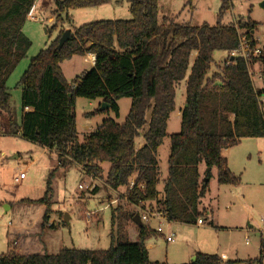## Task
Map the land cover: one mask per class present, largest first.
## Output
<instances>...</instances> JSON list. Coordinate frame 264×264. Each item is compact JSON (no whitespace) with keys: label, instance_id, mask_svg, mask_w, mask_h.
I'll return each instance as SVG.
<instances>
[{"label":"trees","instance_id":"obj_1","mask_svg":"<svg viewBox=\"0 0 264 264\" xmlns=\"http://www.w3.org/2000/svg\"><path fill=\"white\" fill-rule=\"evenodd\" d=\"M114 0H56V21L71 8L97 7ZM130 19H104L82 24L71 31L59 47L60 30L46 48L30 60L21 75V134L25 139L57 154V166L77 163L92 177L101 176L108 163L106 184L127 188L129 204L149 202L150 209L164 212L168 221L198 224L208 221L201 199L206 195L212 169L218 183L237 185L240 177L230 170L223 151L248 137H264V47L255 54L259 41L252 20L235 24L194 26L160 23V0H127ZM36 0H0V112L14 131L11 94L7 80L31 45L23 26ZM231 0H223L219 17ZM54 25L52 28H55ZM242 30L243 34L240 33ZM244 36L248 55L231 58L212 72L213 54L228 53ZM96 56L93 67L69 82L61 62L75 55ZM195 57L193 58V55ZM260 68L262 80L256 87L250 69ZM185 80V104L180 109V131L170 135L168 174L159 199L160 169L157 151L167 135L170 114L176 108L177 87ZM71 94V95H70ZM100 99L118 115L117 101L127 97L131 105L124 122L106 118L81 138L74 112L76 98ZM28 109V110H26ZM109 110H103L109 111ZM100 112L96 110L91 114ZM144 141L139 147V142ZM206 165L202 176L200 164ZM38 201L47 205L41 229L49 225L52 177ZM135 185L129 189L131 179ZM136 212L112 211L111 246L108 249L61 248L57 253L17 252L10 243L0 254V264H168L149 259L146 240L151 228L138 226V239L130 241L128 227ZM180 264H230L218 254L196 253ZM264 260V241L256 259Z\"/></svg>","mask_w":264,"mask_h":264},{"label":"rangeland","instance_id":"obj_2","mask_svg":"<svg viewBox=\"0 0 264 264\" xmlns=\"http://www.w3.org/2000/svg\"><path fill=\"white\" fill-rule=\"evenodd\" d=\"M222 2L223 0H160L159 21L200 26L215 25L218 21L237 25L239 21L250 19L257 23L254 36L259 38V48H263L264 8L259 6L260 0H231L230 7L219 17ZM35 5L34 13L37 18L28 16L22 30L31 45L7 80L12 113L17 124L14 131L8 128L7 117L0 112V254L9 250L11 242L19 245V234L14 235V232L20 223L29 224L41 232L40 223L47 205L41 211L42 204L38 200L44 196L47 180L54 169L53 193L48 211L49 221L53 218L55 227L47 225L39 236L41 247L45 245V249L37 250L36 246H32L21 251L57 253L63 247L108 249L111 246L112 230L117 233V224L113 227L112 223L113 209L137 211V206L128 203L126 187L113 189L106 184V173L110 166L108 163L101 165L103 172L100 180L95 181L77 163L58 167L55 150H47L22 136V87L19 80L31 58L46 48L60 30L73 31L82 24L97 20L130 19L129 3L127 0H114L97 7L71 8L62 14V22L56 21V0H38ZM54 25L56 27L52 28ZM243 32L240 31L241 34ZM228 57L227 51H215L212 72H218ZM86 58L87 55H75L61 62L63 73L69 82L83 76L93 67ZM252 70L255 72H252V81L257 87L262 80L261 70ZM185 95L184 80L177 87L176 108L168 118L167 135L157 151L160 179L168 173L170 135L180 131L181 117L178 111L182 108ZM117 103L118 115L109 108L105 109L109 111L91 114L99 110L101 100L77 97L74 112L79 136L82 138L91 131L88 130V125L96 129L106 118L124 122L131 99L124 97ZM223 153L228 159L230 170L240 177V182L237 185H221L218 183L217 169H212L208 191L201 199L200 207L212 212L208 219L214 224L205 221L200 226L165 219L161 224L164 235L169 231L174 235V240L168 242L164 235L157 232L158 221L151 219L146 224L151 228L146 244L150 245L152 260L180 264L190 262L195 253L202 252L218 255L224 253L226 260L232 261L230 264H264V260H256L260 254L261 241H264V137L244 138ZM199 167L203 176L206 165L202 163ZM23 171L26 172V178L19 183L15 182L14 178ZM162 183L161 179L160 188ZM80 184L84 187L80 188ZM114 199L116 202L107 206ZM142 207L150 209L149 202L142 203ZM90 212L94 213L88 218ZM65 214H68V221ZM129 239L133 241L130 237Z\"/></svg>","mask_w":264,"mask_h":264},{"label":"built area","instance_id":"obj_3","mask_svg":"<svg viewBox=\"0 0 264 264\" xmlns=\"http://www.w3.org/2000/svg\"><path fill=\"white\" fill-rule=\"evenodd\" d=\"M35 4L33 5L31 11L28 14V16H30L31 18H37V14L34 13V8L36 6ZM255 39L258 40L259 38L258 39L255 38ZM248 50H249V47H248L247 40H246V38L244 36H242L241 39H240L239 47L234 49V50H232V51H230L229 55H230V57H233V58H235V57H244V58H246L247 55H248ZM254 52H255V54L260 52L259 46L255 49ZM86 60L91 62L94 65L95 64V60H96V56L94 54L90 53V54L87 55ZM252 72H254V70L250 69L249 70V74H250L251 78H252ZM262 107L264 109V100H262ZM26 110H28V109H26ZM25 176H26V172L23 171L18 176H16L14 178V180H15V182L19 183ZM134 185H135V180L132 178L131 181H130L129 189H132L134 187ZM79 187L83 188L84 186H83V184H80ZM115 202H116V199L112 200L109 204H107V206L110 205V204H114ZM137 208H138L137 213H139L142 222L145 223V224H148L151 219L157 220L158 223H159L158 228H157V232L162 234V235H164V231H163V228H162L161 224L164 222L165 219L168 220L166 215H165V213L161 212L159 210H156V209H144L142 207V203L140 205H137ZM93 213L94 212L88 213V218H90ZM164 236H165L166 241H168V242H172L174 240V235H173L172 231H169L168 234H165Z\"/></svg>","mask_w":264,"mask_h":264},{"label":"crops","instance_id":"obj_4","mask_svg":"<svg viewBox=\"0 0 264 264\" xmlns=\"http://www.w3.org/2000/svg\"><path fill=\"white\" fill-rule=\"evenodd\" d=\"M38 0H36V2H37ZM35 2V3H36ZM72 31V30H71ZM184 104H185V98L183 99V101H182V107L184 106ZM178 112H180V111H178ZM103 122V121H102ZM99 126V125H98ZM88 130H94L92 127H89V125H88ZM143 144H144V141H140L139 142V147H141V146H143ZM47 149V148H46ZM228 149V148H227ZM226 149V150H227ZM47 150H49V149H47ZM109 169V168H108ZM107 174V173H106ZM168 174V173H167ZM99 177L100 176H96V177H94L95 179H93V180H100L99 179ZM106 177V176H105ZM167 177V175L166 176H164L163 178L161 177V179L162 180H164L165 178ZM24 178H26V176L24 177ZM158 190H159V195H158V197H159V199H161L162 198V190H163V183H162V185H161V188L159 187V184H158ZM98 192V191H97ZM44 206H46L45 204H42V209H41V211L44 209ZM132 211V210H131ZM136 213H137V211H135ZM68 219H69V217H68ZM55 221L53 220V218H51L50 219V221H49V227H55V223H54ZM179 223H181V222H179ZM204 222H199L198 224H193V225H202ZM41 224V223H40ZM149 226V225H148ZM150 227V226H149ZM45 230V229H44ZM128 231H129V237L131 238V240H133V241H136L137 239H138V225L133 221L130 225H129V227H128ZM41 232H42V229H41ZM40 231H38V229H35L34 227H32L31 225H29V224H24V223H20L17 227H16V230H15V234L14 235H18L19 234V238H20V241H19V245H16V243H15V245H16V247H17V252H20V253H24V254H29L30 252H26V251H21V250H26V249H29L30 247H32V246H36L37 247V250L39 249V248H42V249H45L46 248V246L44 245V247H41V240H40V238H39V236H41V234L43 233H41ZM39 234V235H38ZM26 244V245H25ZM25 245V246H24ZM146 247H147V249H148V254H149V259L151 260V261H154V260H152L151 259V257H150V245H147L146 244ZM36 253H39V252H36ZM196 254V253H195ZM221 258H222V260H223V262L225 263L227 260V256L224 254V253H222V254H220L219 255ZM160 262V261H159Z\"/></svg>","mask_w":264,"mask_h":264},{"label":"water","instance_id":"obj_5","mask_svg":"<svg viewBox=\"0 0 264 264\" xmlns=\"http://www.w3.org/2000/svg\"><path fill=\"white\" fill-rule=\"evenodd\" d=\"M259 6L260 7H262V8H264V0H260V2H259ZM70 34H71V30L70 29H66V30H64V32H63V34H62V36L60 37V39H59V47H62L63 46V44L70 38ZM232 59H233V57H231ZM71 95V94H70ZM110 107V105L109 104H107V103H105V102H102V104H101V107L99 108V110L100 111H103V110H105L106 108H109ZM65 218H66V220L68 221L69 219H68V214H65ZM133 221L138 225V226H142L143 225V222H142V220H141V218H140V215H139V213H136L135 214V216H134V218H133ZM196 258V256H194L193 258H192V260H194Z\"/></svg>","mask_w":264,"mask_h":264}]
</instances>
